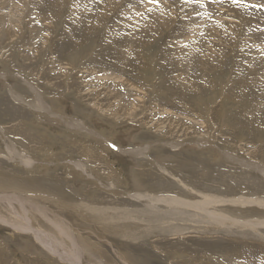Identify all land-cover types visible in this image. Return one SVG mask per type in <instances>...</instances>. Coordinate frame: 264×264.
I'll return each mask as SVG.
<instances>
[{"label":"rangeland","instance_id":"obj_1","mask_svg":"<svg viewBox=\"0 0 264 264\" xmlns=\"http://www.w3.org/2000/svg\"><path fill=\"white\" fill-rule=\"evenodd\" d=\"M257 197L264 0H0V264H264Z\"/></svg>","mask_w":264,"mask_h":264},{"label":"bare ground","instance_id":"obj_2","mask_svg":"<svg viewBox=\"0 0 264 264\" xmlns=\"http://www.w3.org/2000/svg\"><path fill=\"white\" fill-rule=\"evenodd\" d=\"M96 9V8H95ZM99 10V9H98ZM97 10V11H98ZM59 75V74H58ZM59 77V76H58ZM61 77V76H60ZM63 77V76H62ZM61 79V78H60ZM24 80V79H23ZM10 91V89H9ZM13 95V94H12ZM16 98H17V102H21L22 101V97L21 95H17L15 94ZM25 103H27L28 105H33L32 103L30 102H26L24 100ZM22 103V102H21ZM23 104V103H22ZM29 107V106H28ZM34 109L37 108V109H48L49 108L47 107V105H45V103L43 102V100L39 99V101H37V106H34L33 107ZM36 109V110H37ZM50 111V110H49ZM174 144V143H173ZM133 195V194H132ZM135 195V194H134ZM136 196L142 200H148V201H153V200H157L155 199V197L153 196H150L146 193H137ZM161 199H164L165 202L167 203H170V201H173V204L174 205H179V206H184L183 204H188L187 207L188 208H191L193 207L194 209H198V210H201V211H204L205 209L207 208H210L212 207L213 205H217V204H224L226 203V201L224 199H221V198H216L214 196H208V195H203V200L202 201H197V202H189V201H183L182 199H180L179 197H176V196H172V195H161L160 196ZM167 199V200H165ZM245 201L243 203H252V204H257V205H260V206H264V199L262 197H257L256 199H246L244 198ZM170 200V201H169ZM233 202H239L237 200H233ZM166 203V204H167ZM169 205V204H167ZM176 207V206H175ZM251 212V211H250ZM208 214H211L212 216L214 215L213 212L211 211H208ZM257 214V213H256ZM123 217H125L126 215H121ZM1 217V216H0ZM135 217V216H134ZM5 218V217H4ZM122 218V217H121ZM123 219V218H122ZM128 222H129V219H130V216L128 215V217L126 216L125 218ZM135 219V218H134ZM124 220V219H123ZM7 221V220H5ZM125 221V220H124ZM8 222V221H7ZM6 222V223H7ZM126 222V221H125ZM234 222H236L234 220ZM258 222H261V220L259 219H247L244 223L243 226H249V227H252V228H257L260 223ZM10 225H12L13 227H16L19 228V226L16 224V223H12V222H8ZM67 234L70 238V244L72 245L71 248H67L66 246L65 247H62L60 246L58 243H55V244H52L51 242H49V244L51 245L52 249H54L55 251H57L58 253L62 254L65 256L66 259L70 260L71 262H73L74 264H81V259H80V255H79V252H77L76 249H81L82 251V247L79 245L78 243V239L77 237H73L70 233H69V230L67 229ZM35 236L36 238L42 243V244H46L47 241L45 239L46 236H44L42 234V232L40 231H35ZM171 237V236H170ZM193 238V237H192ZM196 240V239H195ZM199 242V241H198ZM58 246V248H57ZM80 247V248H79Z\"/></svg>","mask_w":264,"mask_h":264},{"label":"snow or ice","instance_id":"obj_3","mask_svg":"<svg viewBox=\"0 0 264 264\" xmlns=\"http://www.w3.org/2000/svg\"><path fill=\"white\" fill-rule=\"evenodd\" d=\"M151 2L158 3V2H159V0H151Z\"/></svg>","mask_w":264,"mask_h":264}]
</instances>
